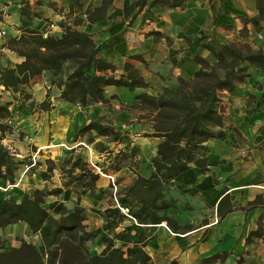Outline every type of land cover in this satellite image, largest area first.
I'll list each match as a JSON object with an SVG mask.
<instances>
[{
    "label": "crops",
    "instance_id": "1",
    "mask_svg": "<svg viewBox=\"0 0 264 264\" xmlns=\"http://www.w3.org/2000/svg\"><path fill=\"white\" fill-rule=\"evenodd\" d=\"M132 1L112 0L103 18L89 21L86 8L92 9L100 0H0V29L4 30L0 33V70L23 58L6 43L10 36L20 32V26L60 34L63 25H70L89 32L100 44V54L119 66L118 72L129 61L133 65L131 71L149 83L147 87L133 89L106 85L107 99L86 105L58 98L60 88L51 84L54 75L49 69L35 74L16 91L0 84V102L10 101V113L0 117V121H9L12 126L4 132L2 143L19 156L38 148V167L31 172L35 181L32 188L60 186L61 192L48 195V199H60L67 208L83 207L84 222L89 229L102 227L108 220L106 209L112 204L105 195V190L110 188L108 176L100 174L91 184L82 186L57 166L42 178L38 173L46 169L45 159L51 158L58 165L71 152V159L80 155L88 160L86 144L101 146L102 142L112 145L113 150L128 144L136 152L115 173L119 186L125 190L137 174L150 175L152 159L161 140L144 134L152 130L149 121L140 118L128 105L136 101L134 95L140 91L156 94L163 86L175 87L178 77L193 75L200 65L192 59V54L200 47L198 43L189 45L185 36L195 39L203 35L202 40L206 41L248 42L252 49L264 50V0L261 13L256 0H183L176 7L150 4L146 0L127 24L137 6L127 15L124 7ZM22 6L28 8L29 14H21ZM258 30L263 31V37L256 35ZM199 51L211 56L207 49ZM134 53L140 54L143 60L130 56ZM20 89L28 93V98L19 108ZM112 94L115 96L110 97ZM221 97L223 123L215 129H221L223 136L205 141V155L214 163L203 171L191 164L164 183L154 209L157 216L163 217L159 221L147 217L142 223L126 216L118 220L109 217L111 226H105L87 241L90 250L96 247L95 251H99L104 246L103 235L111 236L131 224V239L141 230L147 238L144 246L150 255L147 264H172V261L176 264H264V68L250 65L244 79L232 89L222 90ZM44 98L50 101V107L36 106ZM90 119L113 125L124 142L98 135L93 129L75 135L76 128ZM63 145L74 150L68 151ZM105 158L106 153L95 148L90 162L98 160L106 164ZM88 166L92 167V163ZM78 171L76 166L72 172ZM24 173L19 168L17 180ZM67 180L72 181L63 185ZM126 198L134 214L141 204L134 196ZM216 252L223 254L211 262L203 260Z\"/></svg>",
    "mask_w": 264,
    "mask_h": 264
},
{
    "label": "trees",
    "instance_id": "2",
    "mask_svg": "<svg viewBox=\"0 0 264 264\" xmlns=\"http://www.w3.org/2000/svg\"><path fill=\"white\" fill-rule=\"evenodd\" d=\"M111 1L100 0L92 9L86 8L87 20L103 18ZM145 2L146 0H134L124 7V15H127L137 6L127 24L131 23ZM182 2L183 0H150V4L161 3L167 7H176ZM49 3L51 4L50 1ZM256 5L261 13L262 0H256ZM20 12L29 14L26 6H22ZM19 29L20 32L10 36L6 43L23 58L0 70V84L5 89L18 90L21 84H28L35 74L44 69L51 70L54 75L51 84L55 83L60 88L58 98L82 105L91 101L106 100L104 87L109 84L129 89L149 86L142 75L131 71L133 65L129 61H125L122 71L118 72L119 66L100 54V44L83 29L63 25L60 34L46 35L29 26H20ZM185 37L189 45L198 43L199 50L207 49L211 56H204L199 50L194 52L192 59L200 66L191 77L180 76L175 87L163 86L156 94L140 91L134 95L136 101L128 105L138 112L140 118L149 121L152 130L144 134L161 138L152 159L153 169L150 175L146 177L137 174L124 190V195L119 197L121 203L128 204L126 197L134 196L135 201L141 205L132 214L142 223L147 217L153 221L163 218L157 216L154 209L166 181L188 169L191 164L198 165L203 171L209 164L214 163L205 155V141L211 137L223 136L221 129H215L223 123L221 91L232 89L235 83L243 80L248 66L257 65L264 68V50L261 48L241 51L230 43L217 45L213 40H202L203 35L195 39ZM225 51L230 55L228 61L223 56ZM130 56L143 60L138 53ZM218 68H221L222 72ZM20 92L22 96L21 100L19 99L20 104L17 105L19 108L28 98L27 92L22 89ZM9 103L10 101L0 102V117L9 115ZM36 106L48 108L50 101L44 98ZM11 127L8 121H0V185L6 187H0V227L23 221L32 233L38 235L39 240L33 242L22 238L17 245L10 247L0 241V264H147L150 260V255L144 248L147 238L141 230L131 239V224L114 231L111 236L103 235L101 239L104 246L99 251L90 250L87 246L88 240L97 236L105 226H111L109 217L117 220L123 217L119 208L113 204L106 209L107 222L102 227L89 229L84 222L83 207L67 208L62 200L47 198L50 194L60 193V186L50 189L31 187V190H23L18 184H13L17 181L18 169L29 164L31 160L30 156H17L2 143L4 132ZM91 129L98 135H108L117 142H124L119 130L113 125L94 119L77 127L75 135ZM67 150L74 149L71 147ZM106 151L107 163L97 162L105 171L119 170L124 161L128 157L132 158L136 152L128 144H124L117 151ZM66 154L68 157L64 156L58 165L51 158H46V169L38 174L46 178L49 176L47 171L50 172L57 166L65 172L63 167L65 163L70 162L67 174H70L78 185H89L98 178L100 173L88 166L86 158L83 159L79 155L71 159L72 153ZM37 164L38 160L26 170L33 171ZM76 166L79 171L72 172ZM71 181L67 180L62 184H70ZM222 254L223 252H216L203 260L211 262ZM172 264L176 262L172 261Z\"/></svg>",
    "mask_w": 264,
    "mask_h": 264
},
{
    "label": "rangeland",
    "instance_id": "3",
    "mask_svg": "<svg viewBox=\"0 0 264 264\" xmlns=\"http://www.w3.org/2000/svg\"><path fill=\"white\" fill-rule=\"evenodd\" d=\"M43 1H46V0H43ZM213 43L214 44H217V45H221V44H224V43H230L233 47H235L236 49H239L241 51H247L249 48L252 49V46L250 45V43H248V42H240V41H236V40H228L227 42L226 41H224V42H221V41L214 42L213 41ZM223 56L225 57V60L226 61H228L230 59L229 52H227V51L224 52ZM214 60L215 59L212 58V61H214ZM214 63H216V60L214 61ZM218 70L220 72H222V69L221 68H218ZM49 89L50 88L48 87V90ZM21 96H22V93L20 92L19 93V97L21 98ZM126 120H128V117L126 118ZM87 136H88V134H87ZM90 146H92L93 148H95V146H97V145L94 143V144H90ZM111 146H109V144L107 145V144H103L101 142V146H97L96 149L98 151L106 152L107 149H109V150L111 149L110 148ZM12 151L15 152L14 150H12ZM38 154L39 153H37V156H36L37 160L39 158ZM30 155H31V153L28 154V155H26V156L29 157ZM17 156H19V155H17ZM36 167H38V165H36ZM63 168H64L65 172L68 173V171H66L67 170V167H63ZM21 169H24V171H25L24 174L25 175L23 176L22 179L17 180L18 185L23 190H31V187L35 183L34 179L31 178V172H32V170L31 169L26 170V168H25L24 165L21 166ZM118 189L120 190L121 196H123L124 195V186H119V181H118ZM110 194H111L110 188L109 189H106L105 190V195L108 196V199L110 200V201H108L109 203L112 201V199L110 197ZM122 215L123 216H126L124 214H122ZM22 238L27 239V240H30V241H33V242H38V240H39L38 235L36 233H32L29 230L28 225L25 222H23V221H17V222L8 224V225H6L4 227H0V241L6 247H10V246H13V245H17L19 243V240L22 239ZM93 249L96 250L97 248L96 247H93Z\"/></svg>",
    "mask_w": 264,
    "mask_h": 264
},
{
    "label": "built area",
    "instance_id": "4",
    "mask_svg": "<svg viewBox=\"0 0 264 264\" xmlns=\"http://www.w3.org/2000/svg\"><path fill=\"white\" fill-rule=\"evenodd\" d=\"M263 27H264V23H263ZM0 33H4V30L0 29ZM43 34L46 35V33H43ZM256 35L258 37H263V31L262 30L256 31ZM63 146L66 149L71 148V147H69L67 145H63ZM85 147H86L87 155L89 156V158L87 160L88 163H92V167L94 168V170L98 171L100 174H105V175L108 176L109 183H110V190H111L110 197L112 199L113 206L118 207L119 208V211L122 214L126 215L127 217L131 218L134 222H136L137 220L135 219V217L132 214V210H131L130 205H128L127 203H121L120 202L119 197H120L121 194H120V190L118 189V179H117V176L115 175L116 171H114V170L113 171H105V170H103V167L100 164H97V162H99L98 160L97 161L94 160L93 162L92 161L90 162V158L95 153V148H93L92 146H90L88 144H86ZM122 147L123 146H121V148ZM117 150H114V151H117ZM38 152H39V149L38 148H35L34 151L31 153V155H30L31 162L29 164H26L25 165V168L26 169L29 166L34 165L36 163V161H37L36 156H37V153ZM105 153L107 155L108 152L106 151ZM16 155H18V154H16ZM105 159L107 160V158H105ZM13 184L17 185L18 182L16 181ZM9 185H11V184H9ZM2 188H6V187H2Z\"/></svg>",
    "mask_w": 264,
    "mask_h": 264
}]
</instances>
